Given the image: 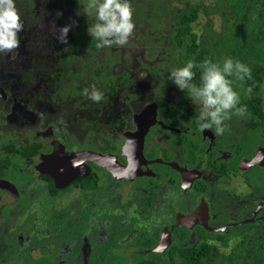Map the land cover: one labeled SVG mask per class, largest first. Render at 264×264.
Here are the masks:
<instances>
[{"label":"flooded vegetation","instance_id":"af4514ba","mask_svg":"<svg viewBox=\"0 0 264 264\" xmlns=\"http://www.w3.org/2000/svg\"><path fill=\"white\" fill-rule=\"evenodd\" d=\"M154 2L131 4L126 45L97 48L89 0H14L24 30L15 59L0 53V264H177L203 248L229 264L241 233L264 225V81L258 113L240 102L223 135L201 131L199 101L168 79L198 57L194 21L181 34L177 17L197 4ZM93 85L99 103L82 95Z\"/></svg>","mask_w":264,"mask_h":264},{"label":"clouds","instance_id":"9594fccd","mask_svg":"<svg viewBox=\"0 0 264 264\" xmlns=\"http://www.w3.org/2000/svg\"><path fill=\"white\" fill-rule=\"evenodd\" d=\"M95 10L96 23L88 27V34L98 41L97 48L113 45L121 47L129 42L135 24L133 22V9L130 0H89L86 12ZM80 13L78 12L77 15ZM72 24L59 29L57 40L67 44V36ZM24 30L23 21L14 0H0V53L12 54L20 47L19 34ZM196 70H199V84L195 83ZM251 79V69L239 60L225 58L222 63H214L205 59L202 63L188 60L183 67L173 70L168 79L187 98L194 102L199 101L197 120L201 131L215 129L216 135H223L227 125L225 121L232 115L244 116L246 106L240 104V96L233 89L234 80L243 81ZM252 88L247 89L251 94ZM82 95L93 102L99 103L104 99V94L95 85L83 89ZM59 123L63 124V121Z\"/></svg>","mask_w":264,"mask_h":264},{"label":"trees","instance_id":"16d2710c","mask_svg":"<svg viewBox=\"0 0 264 264\" xmlns=\"http://www.w3.org/2000/svg\"><path fill=\"white\" fill-rule=\"evenodd\" d=\"M223 1H226L227 6L222 2L217 3L218 7L223 9V6H226L228 11L223 10L222 14H218V20L222 26L227 25L228 27L225 29L223 27L213 46L204 45L201 42L196 43L198 37L192 33L193 29L188 27L185 31L192 36L193 46L188 47L187 54L197 53L198 57L193 61L197 64L205 59H211L214 63H222L221 61L225 58H232L247 65L251 69V79L234 80L233 89L243 90V95L251 100L241 98V104H250L258 113L262 108L261 102L253 101L254 96L251 98V95L252 92L260 89L264 81V0ZM201 11L208 13L217 10L215 7L211 8L210 5L206 8L201 4L189 6L186 12L183 11L180 16H177L181 18V34H184L183 27L187 25V22L195 21ZM196 73L194 82L199 84V70H196ZM249 87L252 88L251 94L247 93ZM239 244L242 247H238L229 255L235 258L229 264H264V225L256 227L252 232L241 233ZM181 251H183V259L177 264H210L216 262V258L221 257L218 255V250L210 248H203L202 253L195 252L194 254L191 249Z\"/></svg>","mask_w":264,"mask_h":264},{"label":"rangeland","instance_id":"374dc122","mask_svg":"<svg viewBox=\"0 0 264 264\" xmlns=\"http://www.w3.org/2000/svg\"><path fill=\"white\" fill-rule=\"evenodd\" d=\"M158 2V5L160 6V11L164 12L165 10L168 12V10L166 9L167 6L171 7L174 10H181L184 6L187 5V3H189V0H154ZM153 0H130L131 4L136 2V3H147V4H155ZM190 2L192 4H201L203 5V7L206 8V6H209L211 8L215 7L216 8V12L215 11H211V12H205V11H201L199 13L198 19H196L194 21V23L192 24V27L195 31V33L197 34V36H199V38H201L202 42L204 45H214L215 39H218L217 37L220 35V33L222 32V29L224 27L227 28V25L222 26L221 22L218 20L219 15L223 13V10L225 12L228 11L227 3L226 1L223 0H190ZM225 4L226 6H223L222 8L218 7L217 3H222ZM170 14V13H169ZM219 14V15H218ZM163 15H167V13H163ZM217 18V19H216ZM89 19L91 20L90 23L94 22V17H93V13L90 14ZM93 21V22H92ZM169 24V23H168ZM167 24V25H168ZM146 23H142V27H145ZM167 30L169 31L170 29L165 26L164 31ZM137 35L140 34V32L137 30L136 31ZM218 46V45H217ZM223 62V60L221 61ZM142 76H145V72L142 73ZM182 95L184 92H181ZM250 145H247L246 148H248ZM223 253H228L229 249H223L221 250Z\"/></svg>","mask_w":264,"mask_h":264},{"label":"water","instance_id":"95a60500","mask_svg":"<svg viewBox=\"0 0 264 264\" xmlns=\"http://www.w3.org/2000/svg\"><path fill=\"white\" fill-rule=\"evenodd\" d=\"M262 156L264 157V153L262 154ZM253 159H254V157H253ZM42 168H44V169H39L42 172H47V171L51 170V166H47L45 164L42 165ZM54 170L56 173L60 172L58 167H54Z\"/></svg>","mask_w":264,"mask_h":264}]
</instances>
